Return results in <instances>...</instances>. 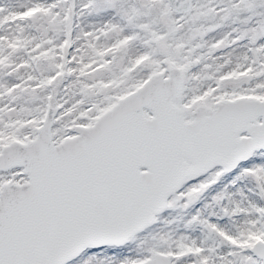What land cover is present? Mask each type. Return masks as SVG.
<instances>
[{
	"label": "snow or ice",
	"instance_id": "obj_1",
	"mask_svg": "<svg viewBox=\"0 0 264 264\" xmlns=\"http://www.w3.org/2000/svg\"><path fill=\"white\" fill-rule=\"evenodd\" d=\"M0 264H264V0H0Z\"/></svg>",
	"mask_w": 264,
	"mask_h": 264
}]
</instances>
